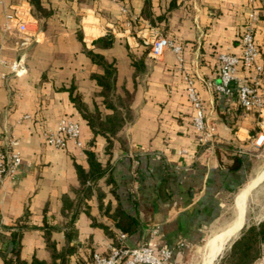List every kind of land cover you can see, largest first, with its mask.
<instances>
[{
  "label": "crops",
  "instance_id": "1",
  "mask_svg": "<svg viewBox=\"0 0 264 264\" xmlns=\"http://www.w3.org/2000/svg\"><path fill=\"white\" fill-rule=\"evenodd\" d=\"M41 1L53 15L44 30L32 16L39 42L19 48L21 35L3 31L5 14L19 6L31 13L32 7L29 0H0L1 55L10 62L24 55L28 69L17 78L9 68H0L5 76L0 78V129L18 141L22 155L21 166L0 184V264L14 257L16 249L23 261L51 262L44 225L58 227L52 233L58 252L72 249L64 255L66 264H87L94 254L106 256L113 247L145 244L157 253L170 250L171 264H206L209 242L238 218L240 194L259 176L256 164L264 157V146L254 144L264 132V112H246L238 100L249 72L240 69L231 96L215 88L220 55L241 54V36L252 13L258 18L254 32L264 69V0ZM155 33L182 48V63L170 49L159 59L150 56ZM107 36L114 37V44L97 46ZM85 50L113 63L117 93L132 95L131 119L110 147L106 137H95L71 100L74 87L91 111L97 104L104 116L112 113L101 105V88L92 78L103 71ZM187 77L194 79L216 129L207 143L199 141L193 126ZM262 82L264 91V73ZM64 117L80 124L85 150L73 143L66 150L46 143V134ZM93 141L92 149L110 166L115 185L108 183V175L89 182L88 197L81 201L75 164L89 169L86 150ZM263 183L250 190L240 231L228 242L246 225L264 220V212H247L250 197ZM65 197L80 205L69 228ZM119 208L135 219V233L116 227L112 215ZM262 258L264 244L253 264Z\"/></svg>",
  "mask_w": 264,
  "mask_h": 264
},
{
  "label": "built area",
  "instance_id": "2",
  "mask_svg": "<svg viewBox=\"0 0 264 264\" xmlns=\"http://www.w3.org/2000/svg\"><path fill=\"white\" fill-rule=\"evenodd\" d=\"M4 32L15 31L21 35L18 42L19 48H25L32 42H39L38 35L32 32L34 19L32 14L22 6L17 7L14 12L5 14ZM257 14L252 13L249 23L241 36L240 55L222 54L220 55L219 83L215 86L216 91L222 96L234 94V84L238 81L240 69L249 72L250 80L239 88L238 100L242 109L246 112H264V91H263V66L259 63L260 50L255 40V23ZM170 49L174 51L179 61L182 63V48L175 45L161 34L155 33L150 45V56L159 59L164 52ZM9 68L12 75L17 78L28 73L25 56L10 62L5 60L0 52V68ZM0 78H5L0 69ZM187 84V97L194 111L193 126L199 133V141L207 143L215 133V127L209 123L203 100L200 98L195 81L191 77L185 79ZM47 144L60 150L68 149L71 143L78 149L85 150L86 146L82 141V131L80 124L70 117L62 118L55 130L46 134ZM257 148L264 146V132L262 131L255 140ZM22 164V155L18 148V141L13 137L6 136L0 129V184H3L7 177L13 176ZM172 252L162 250L157 253L148 245H141L135 248L113 247L110 254H94L92 261L87 264H171ZM264 264V258L259 262Z\"/></svg>",
  "mask_w": 264,
  "mask_h": 264
},
{
  "label": "trees",
  "instance_id": "3",
  "mask_svg": "<svg viewBox=\"0 0 264 264\" xmlns=\"http://www.w3.org/2000/svg\"><path fill=\"white\" fill-rule=\"evenodd\" d=\"M32 7L31 14L39 22L41 30L46 28L48 20L51 19L53 12L43 6L41 0H29ZM114 44V37L107 36L97 41V46L109 48ZM86 51V50H85ZM87 56L91 59L92 63L99 66L103 73L94 74L92 78L97 82L101 88L100 97L102 98L101 105L105 109L112 111L110 115L104 116L100 111L99 106L95 105V110L91 111L89 107L82 101L79 95H75V88H70L71 100L75 104L77 110L82 117L87 121L95 137L101 135L109 140V147L112 145V138L116 137L118 133L124 128L127 121L131 119L132 113L130 112V105L132 102V95L128 92L122 97L117 93V69L113 63H109L106 59L93 51H86ZM137 67V63L135 62ZM94 141L91 143L90 148L86 150V155L89 162V169L85 170L80 165L75 164L78 179L81 182L83 189L77 192L79 199L83 201L88 197V183L97 181L101 177L108 175V183L114 184V178L109 165H103L97 157V154L92 149ZM115 185V184H114ZM102 203V199H100ZM101 210L109 215L110 209L104 208L100 205ZM64 210L68 211L70 222L67 228L71 227L80 211V205L73 204L68 197L64 198ZM116 221V227L126 234H133L137 230V224L133 217L126 214L121 208L117 209L112 215ZM45 240L47 248L52 253V261H42L33 259L31 262L23 261L20 259L19 250L16 249L14 257L8 259L5 264H66L67 256L72 249L65 248L64 251L57 250V242L52 240L53 231H57V226L44 225ZM70 236V235H67ZM264 244V220L259 224L246 225L241 231L239 237L234 240L231 246L225 251L219 261L215 264H253L262 253V246ZM57 259H61L57 263Z\"/></svg>",
  "mask_w": 264,
  "mask_h": 264
},
{
  "label": "bare ground",
  "instance_id": "4",
  "mask_svg": "<svg viewBox=\"0 0 264 264\" xmlns=\"http://www.w3.org/2000/svg\"><path fill=\"white\" fill-rule=\"evenodd\" d=\"M263 179H264V171L258 177H256L255 180L253 179L254 181L249 185V187L240 194V198L238 200L239 201V211H240L239 216L236 219V221L229 228H227L226 230H224L220 234L216 235L215 238H213L209 242V248H210L209 252L210 253H209V259L207 257L208 260L206 261V264L212 263V261L217 257V255L222 250H224L225 244L228 242V240L231 237H233V236L236 237L235 235L240 231L241 222L243 220V217H244V214L246 211L247 196H248L250 190L252 189V187L254 188V186H256Z\"/></svg>",
  "mask_w": 264,
  "mask_h": 264
},
{
  "label": "rangeland",
  "instance_id": "5",
  "mask_svg": "<svg viewBox=\"0 0 264 264\" xmlns=\"http://www.w3.org/2000/svg\"><path fill=\"white\" fill-rule=\"evenodd\" d=\"M256 169H257V172L260 174L264 171V157H261L259 159L258 163L256 164ZM247 212L248 214L249 212H253V213H260V212L263 213L264 212V183L256 191H254L252 196L250 197L248 205H247ZM244 221H243L242 227L244 225ZM232 240H235V239L232 238ZM231 242L232 241H229L227 243L223 253H225V251L229 248V244Z\"/></svg>",
  "mask_w": 264,
  "mask_h": 264
}]
</instances>
